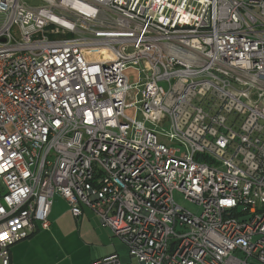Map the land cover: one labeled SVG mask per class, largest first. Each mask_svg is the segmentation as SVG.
Segmentation results:
<instances>
[{
    "label": "built area",
    "instance_id": "1",
    "mask_svg": "<svg viewBox=\"0 0 264 264\" xmlns=\"http://www.w3.org/2000/svg\"><path fill=\"white\" fill-rule=\"evenodd\" d=\"M40 1L0 0V264L56 195L129 249L92 264H264V0Z\"/></svg>",
    "mask_w": 264,
    "mask_h": 264
},
{
    "label": "crops",
    "instance_id": "2",
    "mask_svg": "<svg viewBox=\"0 0 264 264\" xmlns=\"http://www.w3.org/2000/svg\"><path fill=\"white\" fill-rule=\"evenodd\" d=\"M50 221L49 229L10 246V264H92L98 258L119 253L121 242H116L118 238L89 208H83L82 215L76 217L68 201L56 195Z\"/></svg>",
    "mask_w": 264,
    "mask_h": 264
},
{
    "label": "rangeland",
    "instance_id": "3",
    "mask_svg": "<svg viewBox=\"0 0 264 264\" xmlns=\"http://www.w3.org/2000/svg\"><path fill=\"white\" fill-rule=\"evenodd\" d=\"M25 1H27L28 3H30L32 5H42L44 3L43 1H40V0H25ZM127 74L129 75L130 80L132 82L139 80L138 71L131 69V70L127 71ZM140 106H141V104H137V107H140ZM126 113L132 117L137 116L138 119L143 118V116H142V114H140V112L137 113V115H136V108H134V107L133 108H127ZM176 200L183 207H185V208H187L193 212H199L201 210V208L198 205L191 203L180 193H176ZM116 242H118V243L121 242V243H119V246H118V252H119L122 260L125 262H128L130 260L128 247L124 243H122V241L119 238L116 239Z\"/></svg>",
    "mask_w": 264,
    "mask_h": 264
}]
</instances>
